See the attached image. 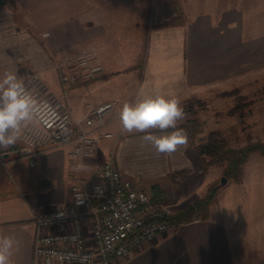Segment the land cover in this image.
<instances>
[{
  "label": "crops",
  "instance_id": "crops-1",
  "mask_svg": "<svg viewBox=\"0 0 264 264\" xmlns=\"http://www.w3.org/2000/svg\"><path fill=\"white\" fill-rule=\"evenodd\" d=\"M176 1L180 18L173 23L167 20L170 0H10L0 7V77L5 71L23 79L38 72L49 90L60 94L56 64L90 48L101 70L92 80L69 86L71 115L78 119L88 105L114 102L97 132L112 136L99 139L91 159H72L64 146L42 151L30 166L17 144L0 149V234L19 242L13 264H33L34 212L66 204L70 187L89 185L110 153L138 188L149 196L153 186L162 191L159 204L168 214L171 206L201 197L199 192L179 204L197 191L191 188L165 202L178 189L172 173L192 165L191 147L156 153L140 134L122 133L119 110L141 92L171 94L182 103L194 95L210 99L225 80L263 79L264 30L256 11L264 0ZM164 9L166 22L157 23ZM77 164L86 170L74 171ZM241 175L240 182L219 190L208 219L171 225L114 264H264V156L251 154Z\"/></svg>",
  "mask_w": 264,
  "mask_h": 264
},
{
  "label": "built area",
  "instance_id": "built-area-1",
  "mask_svg": "<svg viewBox=\"0 0 264 264\" xmlns=\"http://www.w3.org/2000/svg\"><path fill=\"white\" fill-rule=\"evenodd\" d=\"M55 70L60 94L51 92L38 72L23 79L47 114V122L37 119L25 126L16 143L20 152L27 150L22 155L30 166L42 151L64 146H69L72 159H91L99 139L112 136L97 132L113 109V101L88 105L78 119L72 117L66 103V91L72 83L92 80L101 70L95 52L85 48L67 55ZM167 214L163 205L152 203L145 190L120 172L110 153L89 185L70 187L66 204L34 212L33 264H114L116 258L131 255L166 232L171 224L162 218Z\"/></svg>",
  "mask_w": 264,
  "mask_h": 264
},
{
  "label": "clouds",
  "instance_id": "clouds-1",
  "mask_svg": "<svg viewBox=\"0 0 264 264\" xmlns=\"http://www.w3.org/2000/svg\"><path fill=\"white\" fill-rule=\"evenodd\" d=\"M46 115L23 78L15 71H5L0 77V149L15 145L21 130L32 121L47 122ZM184 117L178 97L141 92L135 102L122 105L118 118L123 134H140L156 153L171 155L180 147H187V131L179 126ZM83 170H86L84 164L74 167V171ZM18 246L15 237L0 234V264H13L12 257Z\"/></svg>",
  "mask_w": 264,
  "mask_h": 264
},
{
  "label": "rangeland",
  "instance_id": "rangeland-1",
  "mask_svg": "<svg viewBox=\"0 0 264 264\" xmlns=\"http://www.w3.org/2000/svg\"><path fill=\"white\" fill-rule=\"evenodd\" d=\"M164 1L167 3V0ZM256 1L260 3L262 0H254L253 3ZM165 12L164 9L162 16H159L160 18L156 20L157 23L160 21L166 22V17L164 16ZM256 16L259 18L258 20H262V22H258V24L262 23L260 27H263L264 30V5L259 7L256 11ZM176 17L177 13L173 10L172 15L167 20H170L169 23H173L178 21ZM247 25H249V23H247ZM261 72H264V70ZM222 88L223 90L220 91ZM217 89L219 92L211 96L210 99H202L195 95L186 98L181 103V106L184 109V106L189 103L195 110V113L192 115L184 111L185 117L179 122V125L186 119L195 117L202 122V132L196 135V139L205 137L209 131L216 130L225 138L227 144L233 148L241 147L245 145L246 142L264 143V78L254 80L252 77L243 76L235 80V83L230 80H225L224 83H219ZM237 105H239L238 109L233 110ZM192 152L191 148V151H188L192 160L191 167L186 170L184 175L177 178V193H175L174 196H169L168 200L166 198L165 202L175 201L177 197L181 196L184 192L190 191L191 188H197V191L190 193L185 199H180L181 201L178 202L179 204L189 201L192 197L198 195L197 193L199 192H202V197L206 193L209 185L216 184L218 189L212 202L213 204L217 199L219 190L223 188L227 182H234L232 179H225L223 184H219L220 177L223 176L222 171L225 165L224 162L202 165L200 158ZM254 154L261 155L259 152H254ZM205 160L207 161L208 158L206 157ZM178 208L180 207L171 206L169 208L171 212L168 209L169 214H172Z\"/></svg>",
  "mask_w": 264,
  "mask_h": 264
},
{
  "label": "trees",
  "instance_id": "trees-1",
  "mask_svg": "<svg viewBox=\"0 0 264 264\" xmlns=\"http://www.w3.org/2000/svg\"><path fill=\"white\" fill-rule=\"evenodd\" d=\"M10 0H0V7ZM171 7L177 13L176 19L180 18L177 1L170 0ZM238 106L233 110L238 109ZM184 111L194 115L195 110L188 103L184 106ZM180 127L184 128L188 134L189 146H191L194 154L200 158L202 165H210L214 163L224 162L222 175L225 179H232L234 182H239L241 178V170L247 161L250 154L259 152L264 156V143L260 142H246L245 145L237 148L230 147L227 141L216 130L209 131L205 137L196 139V135L202 132V122L195 117L186 119ZM208 158L206 161L205 158ZM186 173V170L173 172V176H181ZM216 184L209 185L206 193L189 204L178 208L172 214L165 215L162 219L168 221L171 225H179L188 223L193 220H206L209 217L210 206L216 196ZM162 191L153 186L152 196H150L152 203H159L161 201Z\"/></svg>",
  "mask_w": 264,
  "mask_h": 264
},
{
  "label": "water",
  "instance_id": "water-1",
  "mask_svg": "<svg viewBox=\"0 0 264 264\" xmlns=\"http://www.w3.org/2000/svg\"><path fill=\"white\" fill-rule=\"evenodd\" d=\"M27 150H22L21 153H25ZM6 154H4V157H5ZM225 182V177L224 176H221L220 177V180H219V184H223Z\"/></svg>",
  "mask_w": 264,
  "mask_h": 264
}]
</instances>
